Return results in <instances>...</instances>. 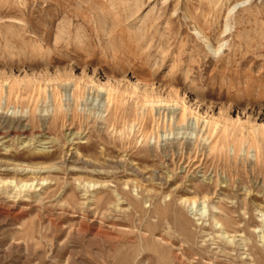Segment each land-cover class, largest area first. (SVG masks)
Here are the masks:
<instances>
[{
	"label": "rangeland",
	"instance_id": "obj_1",
	"mask_svg": "<svg viewBox=\"0 0 264 264\" xmlns=\"http://www.w3.org/2000/svg\"><path fill=\"white\" fill-rule=\"evenodd\" d=\"M0 264H264V0H0Z\"/></svg>",
	"mask_w": 264,
	"mask_h": 264
},
{
	"label": "bare ground",
	"instance_id": "obj_2",
	"mask_svg": "<svg viewBox=\"0 0 264 264\" xmlns=\"http://www.w3.org/2000/svg\"><path fill=\"white\" fill-rule=\"evenodd\" d=\"M232 11V10H231ZM217 224H219V223H217ZM223 230V229H222ZM223 235L225 236L226 235V232L225 231H223ZM231 242V241H230Z\"/></svg>",
	"mask_w": 264,
	"mask_h": 264
}]
</instances>
